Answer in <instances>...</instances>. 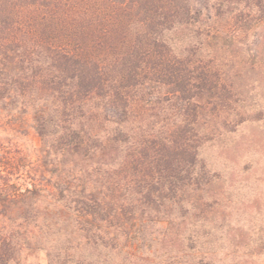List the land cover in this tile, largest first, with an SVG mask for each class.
Instances as JSON below:
<instances>
[{"label":"trees","instance_id":"obj_1","mask_svg":"<svg viewBox=\"0 0 264 264\" xmlns=\"http://www.w3.org/2000/svg\"><path fill=\"white\" fill-rule=\"evenodd\" d=\"M253 20L264 0H0V113L31 115L47 174L19 187L0 170V264H214L235 248L200 157L197 119L219 99L201 53L211 24Z\"/></svg>","mask_w":264,"mask_h":264},{"label":"rangeland","instance_id":"obj_2","mask_svg":"<svg viewBox=\"0 0 264 264\" xmlns=\"http://www.w3.org/2000/svg\"><path fill=\"white\" fill-rule=\"evenodd\" d=\"M231 24L207 27L201 53L204 61L216 53L219 99L206 97L197 119L200 157L216 176L228 235L237 245L219 251L214 264H264V21ZM7 169L17 173L9 179L19 187L47 177L29 113H0V170ZM26 253L27 264L46 263L44 251Z\"/></svg>","mask_w":264,"mask_h":264}]
</instances>
